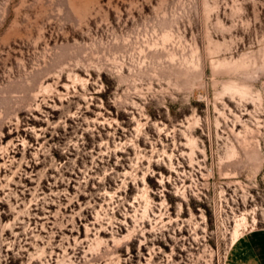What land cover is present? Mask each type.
Here are the masks:
<instances>
[{
  "label": "rangeland",
  "instance_id": "obj_1",
  "mask_svg": "<svg viewBox=\"0 0 264 264\" xmlns=\"http://www.w3.org/2000/svg\"><path fill=\"white\" fill-rule=\"evenodd\" d=\"M239 222L264 0H0V264H224Z\"/></svg>",
  "mask_w": 264,
  "mask_h": 264
},
{
  "label": "crops",
  "instance_id": "obj_2",
  "mask_svg": "<svg viewBox=\"0 0 264 264\" xmlns=\"http://www.w3.org/2000/svg\"><path fill=\"white\" fill-rule=\"evenodd\" d=\"M224 264H264V226L249 229L232 242Z\"/></svg>",
  "mask_w": 264,
  "mask_h": 264
},
{
  "label": "bare ground",
  "instance_id": "obj_3",
  "mask_svg": "<svg viewBox=\"0 0 264 264\" xmlns=\"http://www.w3.org/2000/svg\"><path fill=\"white\" fill-rule=\"evenodd\" d=\"M242 219L245 221L246 220V217L243 216ZM242 222H239L238 225H237V227H236V229L234 230V234H233L234 235V239H233V241H235L243 233V231L240 230V226L242 225Z\"/></svg>",
  "mask_w": 264,
  "mask_h": 264
}]
</instances>
